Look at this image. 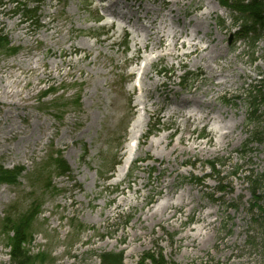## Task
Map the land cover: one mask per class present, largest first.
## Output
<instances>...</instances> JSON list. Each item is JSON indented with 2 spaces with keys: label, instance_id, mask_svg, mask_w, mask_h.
I'll list each match as a JSON object with an SVG mask.
<instances>
[{
  "label": "rangeland",
  "instance_id": "1",
  "mask_svg": "<svg viewBox=\"0 0 264 264\" xmlns=\"http://www.w3.org/2000/svg\"><path fill=\"white\" fill-rule=\"evenodd\" d=\"M12 2L0 0V30L9 43L0 47V171L22 167L23 173L0 183V264L9 261L7 216L27 224L22 248L31 264H100L95 256L107 252H121L123 264H143L146 253L160 254L163 264H264V195L258 208L249 184L264 175V155L248 144L255 127L264 128V117L248 112L249 94L264 92V34L253 50L250 42L235 41L233 15L221 0H120L132 5L121 13L139 17L131 24L107 17L102 7L108 0ZM22 4L37 7L36 24L18 13ZM138 4L158 11L156 28L164 40L155 55L171 50L172 33L185 25L188 35L180 42L192 38L208 46L205 58L177 60L164 53L145 66L152 41L143 48L147 35L139 25L147 28L148 22ZM26 61H38L39 70ZM10 66L24 73L22 89L7 77ZM186 73L197 77L189 89L181 83ZM10 89L28 92V107L8 106L17 103L4 92ZM48 89L53 91L44 93ZM209 99L210 108L223 113L217 132L210 131L212 121L199 123ZM140 100L148 124L133 151L136 160L114 182L118 166H112L118 158L121 164ZM9 127L26 133L10 135ZM55 155L70 175L54 170ZM214 160L223 165L221 176L203 180L210 176L204 165ZM166 194L175 205L181 194L191 197L196 207L189 212L193 204L183 205L169 221L146 218ZM204 221L212 222L202 232L206 238L193 236Z\"/></svg>",
  "mask_w": 264,
  "mask_h": 264
},
{
  "label": "bare ground",
  "instance_id": "2",
  "mask_svg": "<svg viewBox=\"0 0 264 264\" xmlns=\"http://www.w3.org/2000/svg\"><path fill=\"white\" fill-rule=\"evenodd\" d=\"M125 1V0H124ZM130 2H133L135 0H127ZM107 6L102 7V10L104 11V13L107 15V17L110 19L116 18L117 21H125L127 23H134L132 22L133 19H136L139 21V17L136 16L135 12L131 11L130 14H126V13H121L120 9L122 8H127L131 10L132 5H127L125 2H123V4H120V0H108L107 2ZM174 5H177L178 2H174ZM181 4V3H180ZM139 9L142 10L143 12V16L142 18H144V20H147L148 22V27L145 28L142 26V24H140L139 26L142 27L145 31H146V38L145 42H142V46L143 48L145 47V49L147 48V45H145L148 41V38L151 39L152 43L149 44L150 45V51L151 53L149 54L148 57L145 58L144 62H145V66H147L148 68H150V66L153 64L155 59H159L163 56H168V57H173L177 60H181L182 58L185 57H191L192 59L196 60V61H200L202 59L205 58V53L207 52V50L209 49L208 46L205 47H201L198 44L193 43L194 40L192 38L189 39V41L186 43L184 41L180 42V39L182 37L187 36L188 34L185 33V25L183 26V30L179 33L177 32H173L171 35V43L169 44V46H171V50L169 49H165L162 54L159 55H155L156 53V49L157 47H159V45L163 42L164 40V35L160 34V31L156 28V23H157V19H158V11L153 9V8H147L146 5H137ZM181 6H184L183 4ZM179 10V9H178ZM211 9H207V12H204L201 14V18H203V15H209L210 14ZM119 29H122L121 27H119ZM51 30L54 31L56 30V27L52 26ZM53 33V32H52ZM24 43H26V41H24ZM150 43V42H149ZM180 43V44H179ZM177 45H180V48H186L188 49V52H180V50L177 48ZM138 49H135L134 52H137ZM209 51V50H208ZM24 61L19 60L17 61V63H22ZM26 67H30V70H33L34 73H36L37 70H39L38 67V61L35 62V65L32 66L28 61H26L25 63ZM144 66V67H145ZM13 66L9 67V72L7 77L12 79V84L17 86V87H21V89L23 88V86L21 85V81L24 80V78H22L21 75H23L24 73H15L13 71ZM226 66L224 67H220V68H216L219 72L222 71L223 69H225ZM142 69L141 66H139L137 69H135L134 71L136 72H140ZM20 68H17V71H19ZM215 70V68H211L209 69V73H211L212 75H215L217 77H220L221 75H219V72ZM45 72V70H42L41 74L43 75ZM146 75V71L144 73V76ZM225 78H227V76L223 77V82L219 83L221 85V87L225 86L227 81L225 80ZM39 83H37V85H39ZM26 85H28L26 83ZM145 93L148 95V90L147 88L144 89ZM7 95L8 98L10 99H17V103H11L8 102L6 103L8 106L10 107H18V103H22L23 106L21 107L22 109H25L26 107H28L27 100L29 99V94L28 92H26V96H23V92H21L20 90H5L4 91ZM34 97V95H33ZM214 100L213 99H209L206 100V102L204 103V109L207 110L206 116L203 119H199V123L204 122V121H212L213 124L215 125V128L210 129L211 132H217L219 130V119L221 118V115L223 114L222 112H220L219 110H214L212 108H210V106H213L211 104H213ZM0 103H2L0 101ZM137 106H139V112H141L140 116L135 118L134 121L130 124L129 129H128V137H127V142L124 145V149H123V160H122V164L117 168V171L115 173V178H114V182H121L124 179V173L128 168V165L130 164V162L133 160V143L135 142V140L139 139L142 135H143V131L144 128L146 127V125L148 124V120H147V115L145 112V102L140 100L138 101ZM20 107V106H19ZM142 113H144L145 115H143ZM174 113V112H173ZM192 115H189L188 118H185V124L187 122L190 121ZM200 118H202V116H200ZM195 121V119L193 120V122ZM3 128V127H2ZM26 133V131H21L20 133H17L16 130L12 127L8 128V134L10 135H17V134H24ZM22 138V137H21ZM166 139L169 138V135H167L165 137ZM179 139L181 141H183V134H181V136H179ZM184 141H188L187 139H185ZM137 144L135 148H137ZM173 150H175V148H172ZM189 149L192 150V146H189ZM172 152V151H170ZM163 188L165 187L164 185L162 186ZM142 189V186H141ZM138 193H140V189H135L134 190V195H137ZM167 195L165 197H163V201L158 204L154 210H151L149 215H146V218L149 217L150 219H155L158 216H160V219H162L163 221H169L171 219L174 218L175 215V211L176 210H181L182 206H188L190 204L191 205L189 212H191L195 207V203H194V199L193 198H188L187 200H185L184 195H180L178 197V204H174L171 202V200L169 198H167ZM143 197H145V195H143ZM169 210H171L170 212H168ZM209 216V213H206L201 220H205L207 217ZM212 224L211 221H204V223L202 225H200L199 227H196L193 229V236L195 235L200 237L202 235V232L206 229L207 226H210ZM207 232L205 231L204 235H202V237L206 238ZM186 236L188 237V234H186ZM200 244L199 242L194 243L192 242L191 246L195 247Z\"/></svg>",
  "mask_w": 264,
  "mask_h": 264
},
{
  "label": "trees",
  "instance_id": "3",
  "mask_svg": "<svg viewBox=\"0 0 264 264\" xmlns=\"http://www.w3.org/2000/svg\"><path fill=\"white\" fill-rule=\"evenodd\" d=\"M39 1V0H38ZM224 7L229 9V11L234 14L232 16V21L234 28H236L235 35L236 40H243L245 42H250L249 48L254 49L257 42L260 40L261 36L264 34V0H222ZM24 17L32 19L35 16V11L27 10L23 8ZM8 42L4 36L0 35V47H7ZM256 92L248 104L250 111V116L254 117L257 113L263 115L264 117V92ZM251 143H256L262 148L264 154V128H257L252 132ZM55 159V160H54ZM53 159V168L57 171L59 176L70 175V169L66 162L62 160L58 155ZM57 163V164H56ZM56 164V166H55ZM218 166L221 165L217 162L208 163L209 169L213 172V177L218 180L221 172L217 170ZM22 173V168L16 170H5L1 168L0 171V183H13L20 174ZM222 182L223 179L220 178ZM264 175L254 181H249L251 187V195L255 199H260L262 189L264 188ZM260 202V201H256ZM257 204V203H256ZM260 208V207H259ZM36 212L32 213V218ZM8 219L7 223L10 226L9 234L10 237V252H9V262L8 264H31V259L28 257L26 252L23 250L22 246L25 243L24 235L27 228V224L23 221L12 218L11 216L6 217ZM101 264H122V254L121 253H104L98 256ZM147 261L150 264H163L162 256L155 253H146L141 259L144 264Z\"/></svg>",
  "mask_w": 264,
  "mask_h": 264
}]
</instances>
